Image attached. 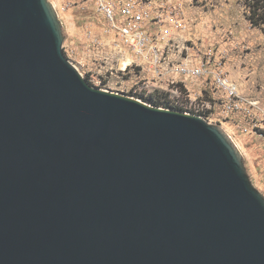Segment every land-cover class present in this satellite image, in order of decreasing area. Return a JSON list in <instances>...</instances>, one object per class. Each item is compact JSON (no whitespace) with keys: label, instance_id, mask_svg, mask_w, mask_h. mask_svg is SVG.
Here are the masks:
<instances>
[{"label":"water","instance_id":"obj_1","mask_svg":"<svg viewBox=\"0 0 264 264\" xmlns=\"http://www.w3.org/2000/svg\"><path fill=\"white\" fill-rule=\"evenodd\" d=\"M50 0H0V264H264V194L204 117L93 87Z\"/></svg>","mask_w":264,"mask_h":264},{"label":"rangeland","instance_id":"obj_2","mask_svg":"<svg viewBox=\"0 0 264 264\" xmlns=\"http://www.w3.org/2000/svg\"><path fill=\"white\" fill-rule=\"evenodd\" d=\"M99 1L50 0L63 24L65 54L82 76L97 89L142 102V96L164 94L186 113L201 114L212 124L221 125L243 153L254 186L264 194V118L258 114L259 118L227 117L222 111V93L212 90L206 83L203 89L207 91L197 88L192 81L184 84L185 79L172 72L161 79L146 71L144 66L134 64L124 68L126 62L136 58L110 25ZM134 2L152 18L161 16L163 25H169L173 19L183 18L187 22L185 30L171 27L173 40L167 45V52L172 64L181 65L190 58L203 60L212 51L240 93L257 100L264 110V32L247 19L246 0ZM144 26L151 34L163 27L152 22ZM172 81L176 84L172 85ZM246 127L249 132H244ZM252 129L263 135L251 132Z\"/></svg>","mask_w":264,"mask_h":264},{"label":"built area","instance_id":"obj_3","mask_svg":"<svg viewBox=\"0 0 264 264\" xmlns=\"http://www.w3.org/2000/svg\"><path fill=\"white\" fill-rule=\"evenodd\" d=\"M168 1L170 2V0ZM99 6L106 14L110 25L118 32L121 41L136 58V60L130 59V62H126L124 68L128 69L129 66L137 64L144 66L146 71L151 72L156 78L162 79L172 72L174 75L183 77L184 84H187L188 81H200L203 85H209L212 90L222 93V111L227 117L236 115L264 118V110L260 107L259 102L240 93L238 86L228 78L223 63L216 60L212 51L208 52L203 60L190 58L181 65L172 64L169 52H167V45L173 40L171 27L187 29L188 24L183 18L173 19L169 25H163L164 20L161 16L152 18L151 14L144 11L134 0H100ZM147 22L163 27H160L157 33L151 34L144 26ZM174 84L176 82L172 81V85ZM205 90L207 91V89ZM218 100H220L219 97ZM256 114L260 116H256ZM243 130L249 132L247 127ZM251 132L263 135V133H258V130L252 129Z\"/></svg>","mask_w":264,"mask_h":264},{"label":"trees","instance_id":"obj_4","mask_svg":"<svg viewBox=\"0 0 264 264\" xmlns=\"http://www.w3.org/2000/svg\"><path fill=\"white\" fill-rule=\"evenodd\" d=\"M245 4L249 8L247 19L254 27L260 28L264 32V0H246ZM142 98L145 103H148L153 107L160 108L165 106L167 109L187 112L182 107H175L176 105L164 94L153 93L146 97L142 96ZM198 116L204 117L205 119L208 118L201 114H198Z\"/></svg>","mask_w":264,"mask_h":264},{"label":"crops","instance_id":"obj_5","mask_svg":"<svg viewBox=\"0 0 264 264\" xmlns=\"http://www.w3.org/2000/svg\"><path fill=\"white\" fill-rule=\"evenodd\" d=\"M189 82V81H188ZM187 82V83H188ZM194 86H196L197 88H199V89H203V88H205V86H203V84H202V82H194ZM203 90H205V89H203ZM202 93H204V91H202Z\"/></svg>","mask_w":264,"mask_h":264}]
</instances>
